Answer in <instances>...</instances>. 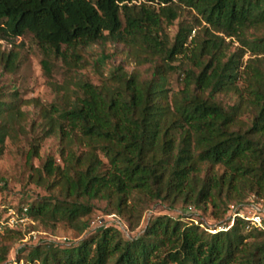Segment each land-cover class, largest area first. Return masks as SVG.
I'll return each instance as SVG.
<instances>
[{"label":"trees","instance_id":"16d2710c","mask_svg":"<svg viewBox=\"0 0 264 264\" xmlns=\"http://www.w3.org/2000/svg\"><path fill=\"white\" fill-rule=\"evenodd\" d=\"M183 6L194 16L171 40L165 25ZM26 33L46 53L48 75L50 52L83 62L84 48L109 40L123 43L137 64L120 63L100 82L75 79L72 101H27L38 108L34 123L43 130L28 160L54 132L62 162L49 155L46 176L32 164L36 180L54 191L19 212L27 206L31 218L83 232L99 201L135 228L149 200L211 204L217 216L251 194L264 200V0H0L1 38ZM227 37L242 45L231 51ZM16 56L0 43L1 65L14 69ZM176 70L184 75L172 92L168 74ZM234 93L237 100L226 103L222 96ZM21 116L16 98H0V153ZM21 234L0 230V264ZM21 264H264V229H248L238 217L227 230L209 231L158 214L134 236L110 225L70 245L36 244Z\"/></svg>","mask_w":264,"mask_h":264},{"label":"rangeland","instance_id":"374dc122","mask_svg":"<svg viewBox=\"0 0 264 264\" xmlns=\"http://www.w3.org/2000/svg\"><path fill=\"white\" fill-rule=\"evenodd\" d=\"M193 16L194 12L187 6H183L179 17L171 24L165 25V31L171 40H174L180 23L192 19ZM203 24L205 22L198 24L192 34L197 33ZM227 40L230 41L231 51L242 45L236 38L227 37ZM0 43L4 50L9 52L13 49L17 55L14 69H6L0 64V98L8 100L16 98V103L22 110V116L11 128V133L6 136L3 152L0 153V217L5 219L9 217L11 210L15 211L14 215H22L17 208L19 205L26 204L27 201L38 196L49 195L54 191L47 184H40L36 180L35 172L38 171L32 168V164L46 176L44 163L49 155L52 154L57 162H62L61 138L58 133L54 132L42 138L39 155L32 158V164L28 160V151L34 137L39 134L43 135V130L38 123H34L38 119V108L34 103L27 101L38 99L46 105L54 101L61 103L72 101L75 97V79L86 77L100 82L102 77L108 75L116 65L122 63L128 69H133L137 62L135 56L128 52L123 43L109 40L84 48L83 62L76 63L74 60L76 57L71 55L66 61L55 52H50L52 72L48 75L42 61L46 53L32 34L26 33L8 38L0 36ZM250 53L249 50L245 53L244 61L250 57ZM179 61L180 58L174 63H179ZM149 65L151 64L146 63L141 68L146 71L144 69ZM183 75L180 70L168 74V87L172 92L181 88ZM238 83L244 84L242 80ZM222 97L226 103H234L238 98L235 93ZM249 114L248 110L244 111L242 118L247 120ZM257 197L251 194L246 199ZM211 208V204H208V208L205 209L196 204L188 205L166 199L149 200L143 205V215L138 225L132 228L126 217L116 212H108L105 209V201H99L97 207L85 216L88 226L83 232H79L75 227L62 221L56 222L54 227L52 224H46L44 221L30 217L29 220L18 223L16 228L20 229L22 234L20 238L11 240L12 247L8 260L4 264H21L36 244L70 245L96 232L101 227L110 225L121 229L124 236H134L143 232L150 219L158 214H169L185 221H194L203 228L228 225V210L217 216L211 212ZM19 257L22 259L19 260Z\"/></svg>","mask_w":264,"mask_h":264},{"label":"built area","instance_id":"2783aa9c","mask_svg":"<svg viewBox=\"0 0 264 264\" xmlns=\"http://www.w3.org/2000/svg\"><path fill=\"white\" fill-rule=\"evenodd\" d=\"M28 207H24L22 215H14V210H11L9 217H0V230L5 226L17 227L18 223L25 222L30 219V216L26 213ZM228 225H218L216 227H207L210 231L227 230L234 225L238 217L243 218L247 221V226L258 227L264 229V200L256 201L250 199L244 202L233 203L228 209Z\"/></svg>","mask_w":264,"mask_h":264}]
</instances>
